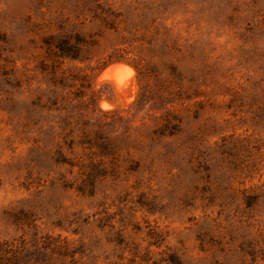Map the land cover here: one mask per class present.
<instances>
[{"label": "rangeland", "instance_id": "obj_1", "mask_svg": "<svg viewBox=\"0 0 264 264\" xmlns=\"http://www.w3.org/2000/svg\"><path fill=\"white\" fill-rule=\"evenodd\" d=\"M0 264H264V0H0Z\"/></svg>", "mask_w": 264, "mask_h": 264}, {"label": "bare ground", "instance_id": "obj_2", "mask_svg": "<svg viewBox=\"0 0 264 264\" xmlns=\"http://www.w3.org/2000/svg\"><path fill=\"white\" fill-rule=\"evenodd\" d=\"M126 68V67H124ZM124 68L119 66V65H111L104 69L98 76V81H110L113 82L116 86L117 89H121L123 85V75L122 73L125 72ZM127 70V69H126ZM115 71V72H114ZM114 72V73H113ZM129 73V72H128ZM125 74V73H123ZM130 77V76H129ZM126 78V77H125ZM127 80V79H126ZM125 80H124V85H125ZM103 109H109V106H107L104 103L100 104Z\"/></svg>", "mask_w": 264, "mask_h": 264}]
</instances>
